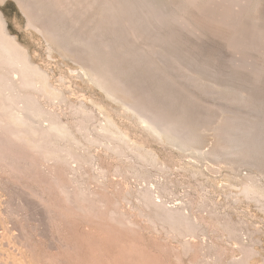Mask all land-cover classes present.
Masks as SVG:
<instances>
[{
	"label": "rangeland",
	"instance_id": "374dc122",
	"mask_svg": "<svg viewBox=\"0 0 264 264\" xmlns=\"http://www.w3.org/2000/svg\"><path fill=\"white\" fill-rule=\"evenodd\" d=\"M48 1L59 11L69 9L73 19L98 12L103 2ZM169 1L158 0L161 6ZM198 1L182 0L183 7L173 11L181 8L178 12L191 28L167 24L159 31L167 49L180 55L147 54L158 71L165 72L173 92L190 100L197 113L213 122L230 115V126L238 128L228 129L236 135L227 133L229 142L232 137L235 144L234 138L241 136L254 146L255 133L264 132V99L249 105L235 92L263 85L264 58L259 60L263 76L238 69L243 55L226 48L225 35L201 18L204 1ZM135 2L138 11L152 12L145 0ZM255 4L251 14L262 17L264 0ZM0 14L6 32L59 93L51 98L34 92L47 113L38 122L48 126L52 116L69 128L75 143H59L83 159H47L22 143L0 141V264H264V165L255 158L241 160L216 151L219 139L211 128L201 131L203 139L195 148L185 150L161 140L87 79L76 46L63 52L55 48L16 0H0ZM130 31L123 34L130 32L131 38L135 30ZM153 33H146L145 40L139 30L140 39L131 40L147 50L150 45L145 43L153 40ZM169 34L177 40L171 41ZM218 86L232 91L218 92ZM108 121L111 133L102 129ZM246 183L256 192L244 191ZM159 210L183 213L195 231L179 234L177 225L171 227Z\"/></svg>",
	"mask_w": 264,
	"mask_h": 264
},
{
	"label": "bare ground",
	"instance_id": "6f19581e",
	"mask_svg": "<svg viewBox=\"0 0 264 264\" xmlns=\"http://www.w3.org/2000/svg\"><path fill=\"white\" fill-rule=\"evenodd\" d=\"M16 1L27 14L28 21L34 25V28L36 26L55 48L63 52L69 51L72 45L76 46L77 52L75 54L81 59V68H83V73L87 79L101 88L108 97L118 101L133 116L136 115L140 123L144 124L152 134L161 140L176 144L184 149L195 148L194 146L202 141L200 134L203 133L201 131L211 128L219 139L218 142L216 141L217 145L214 144L216 151L225 150L227 151L226 154H234L241 160L255 158L261 165H264V132L255 133L257 135L254 138L256 139L254 146H250L251 141L248 143L247 138L241 136L234 138L235 144L231 142L233 138H229L234 146L230 145L227 133H232V136L236 135H234L235 131H228V129L238 128L237 124L235 127L230 126V115L220 114L222 117L218 116V120L215 119L213 122L209 115L197 113L189 105L190 100L187 101L182 96L177 95L178 93L173 92L163 77L165 72L161 74V71H158L159 68L157 69L153 65L152 59H149L147 52L180 55L175 50L171 51V47H168L170 50L167 49V39H163L160 36L162 31H159L163 30L167 24H183L181 27L186 26L188 28V25L190 28L192 27L187 22L188 20L178 12L181 8L177 12H173L174 9L183 7L185 1L168 0L167 5L161 6L158 0H145L146 5L152 11L149 12L147 9H139L138 11L139 3L135 2L136 0H132L133 2L130 0H113L116 3L103 0L105 3L99 1L101 3L97 8L99 9L98 12L96 11L97 13L79 14L76 17L73 15L74 19L69 14V9L66 13L63 12V7V11H59L48 0ZM94 1L97 5V1ZM203 1L199 11L201 18L211 23L216 29L219 28L226 37L225 46L232 51V54L243 55L242 59L238 60L236 67L243 70L247 69L248 73L252 75H262L261 65L263 64H259L262 63L259 60L264 58V15L258 17L251 14L252 8L256 5V0ZM72 11L70 10L71 13ZM125 30H135L132 31L133 36L131 35V38L135 36L139 39L138 36L141 34H139V30L142 31L144 37L146 33L154 32L153 40L145 43L150 45L147 46L149 47L148 51L145 46L143 51L142 45L140 46L135 42V39L133 41L129 38L130 35L127 34L131 31L123 34L126 33ZM135 32L136 35H134ZM192 32L197 33L196 31ZM192 32L190 31V34ZM194 33L192 34L194 35ZM172 35L170 36L172 37ZM172 38L171 41L177 40V38ZM144 39L147 40L146 37ZM171 41L170 45L172 44ZM27 55L25 48L6 32L0 14V141L3 143L15 141L22 143L29 150L38 151L47 159L59 158L63 161L67 156H71L80 161L83 160L71 146L59 143L63 139H66V142L68 139V141L75 143V139L70 134L71 131H68L69 128L67 129L65 125L57 122L52 116L49 117L48 126H42L38 122V119L47 113L37 104L34 92L41 91L51 98L57 97L59 93L56 92L55 88L54 91L49 87L46 74H43V71L42 73L36 65L32 64ZM198 75L194 77L196 80H199ZM260 81L263 83L262 86L259 84L260 88L254 86L246 91L239 90L235 93L246 104L257 105L261 98L264 99V79H260ZM219 86L217 87L220 89L218 92L232 91L228 88L221 89ZM237 96L235 95V97ZM126 109L125 111H127ZM249 123L251 124V122ZM107 125L102 128L103 131L111 130L112 124L110 123L109 127ZM236 128L235 130H237ZM108 131L106 132L109 133ZM120 132L119 134L122 136L124 133ZM246 133L250 132L247 131ZM89 159L91 160V158ZM243 188L246 192H256L254 185L249 183H246ZM159 214L163 220L171 223V227L177 225L174 228L179 234L180 232L186 234L195 231V225L193 227L191 224L193 221L189 220V217H184L183 213L163 210Z\"/></svg>",
	"mask_w": 264,
	"mask_h": 264
}]
</instances>
